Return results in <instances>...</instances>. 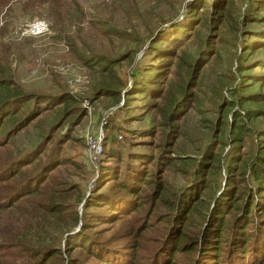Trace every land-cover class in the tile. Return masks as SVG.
<instances>
[{
	"label": "rangeland",
	"instance_id": "374dc122",
	"mask_svg": "<svg viewBox=\"0 0 264 264\" xmlns=\"http://www.w3.org/2000/svg\"><path fill=\"white\" fill-rule=\"evenodd\" d=\"M213 1L217 0H0V77L4 76L10 94L21 92L20 100L25 101L23 104L13 100L5 105L0 127L9 110L15 113L17 123L22 117L28 118V124L12 137L0 136V264H38L35 261V257L39 258L38 250L62 247V237L89 230L98 234L97 242H106L117 249L114 264H126V255L130 258L127 264H152L166 243L177 240L178 246L181 241L189 242L186 238H192L196 232L195 221L201 215L200 207L194 208V197L185 196L181 200V191L185 194L191 188L189 179L194 172L193 165L185 161L200 155L208 160L211 153L219 150L213 141L218 131H211L213 117L217 115L215 110L221 95L226 96L224 89L236 83V76L240 74L238 67L234 68L237 57L242 61L249 57L240 55L252 41V33L247 29L264 31V23L240 25L235 21L246 16L247 9L246 19L264 9L255 12L252 2L247 5V0H225L222 13H213L208 25L190 21L195 24L194 29L200 27L199 37L186 34L184 39L190 36L188 40L171 39L169 42L173 43L167 47L170 52L164 45L161 50L164 56L159 53L157 59L153 46L160 34L167 38L184 32L176 31L177 26L182 18L192 19L189 13L196 2H200L198 12L208 14ZM35 19L45 20L47 32L27 33V24ZM91 19L99 21L87 24ZM223 19L225 24L221 22ZM109 24L117 31L104 37L102 31ZM246 35L248 41L242 40L241 36ZM77 36L84 40L88 51L75 41L73 45L66 42L68 37L75 40ZM206 38L210 42L207 63L203 62L195 81L199 94L194 91V102L198 105L190 108L180 105L185 110L179 119L165 118L164 96L174 97L186 86L187 71L191 68L185 62L177 66L176 57L184 51L188 54H195L198 49L204 51L202 43ZM261 51L252 49V54L256 56ZM83 53L99 54L98 58H105V64L107 59L115 62L112 72L103 80L116 91L101 94L95 90L101 74L95 72L93 61H88L87 67L80 60ZM170 61L169 67H162ZM148 64L152 65V73L146 77L156 76L165 68L170 73L160 99L137 93L140 89L127 91L133 87L130 71L146 69ZM113 78L121 84L116 85ZM126 92H130L128 99L124 98ZM61 98L72 99L70 104L79 108L74 106L60 116L59 111L65 104ZM50 135L49 146L46 136ZM227 148L228 145L223 147L221 155H226ZM47 150L50 153L43 164L46 159L43 152ZM128 155L139 157L137 165L141 170L137 169V173L148 174L147 183L140 185L139 198L134 199L137 202L129 211L120 208L117 194L111 195L119 210L114 215L108 209L103 210L107 205H103L100 195L117 192V184L124 183L130 164ZM49 162V171L44 173ZM15 169L33 173L32 181L36 183L22 185L9 197L2 180L9 179L8 172ZM225 171L222 163L220 172ZM119 172L122 175L112 180ZM247 172L246 167V175ZM3 173L7 175L2 176ZM219 181L213 194L221 192L223 177ZM113 182L114 188L110 189ZM40 185L46 186L41 194L23 195L25 190ZM67 186L68 193H61ZM48 193L60 197L63 203L62 209L54 214L45 197ZM80 195L79 202H75ZM87 198H98L101 206H94L90 211L84 209ZM198 198L204 200L202 193ZM73 212L80 218L85 217V226L81 227L80 222L72 226ZM175 231L178 234L173 238ZM180 233L185 236L180 237ZM178 247L180 251L173 252L172 261L163 264H183L189 258L185 248ZM74 252H86L85 245L82 248L70 245L67 252L61 251L60 263L53 264H64ZM263 260L264 255L255 264H264ZM243 264L252 262L245 258Z\"/></svg>",
	"mask_w": 264,
	"mask_h": 264
},
{
	"label": "trees",
	"instance_id": "16d2710c",
	"mask_svg": "<svg viewBox=\"0 0 264 264\" xmlns=\"http://www.w3.org/2000/svg\"><path fill=\"white\" fill-rule=\"evenodd\" d=\"M224 2L225 0L213 1V5L211 4L209 7L208 14L202 12L199 13L197 7H199L200 2H196L195 6L191 8L189 13V16L192 19L187 20L182 18L177 26L178 30L176 31H184L180 36L179 34L173 33L172 36L169 35L166 38V35L160 34L161 37L156 38V41L154 42L156 43V46H153V51L156 52V54H154L156 59L158 58L159 53L161 56H164L161 50L164 48V45L166 47L165 50H167V47H170L171 43H173L169 42L171 39L184 41L185 39L188 40L192 34L199 37L201 34L200 27H195L194 29L193 27L195 24H190V21H200L201 26L208 25L210 23L208 21L213 17V13H216L217 11H220L217 15L222 13L221 11H223ZM247 2V5L252 2V6H255V12L264 9V0H247ZM247 12L248 9L245 11L246 16L242 15L240 21H235V24L240 23V25H245L257 21L264 23V12L257 13L256 15L250 16L251 18L246 19L244 17H247ZM220 17L222 16L220 15ZM224 17L225 20L230 21L228 16ZM89 21L87 24H95L99 19H91ZM221 22L225 24L224 19ZM92 28L93 26L91 25V29ZM247 30L252 33V41L246 45L240 55L241 57H244L243 55H249V57L243 61L237 57V63H235L234 68L238 67L237 72L240 74L236 76L237 81L236 78L234 80L236 83L231 84L224 89L226 96L221 95V102L218 109L215 110L217 115H214L213 117L211 131L215 129L218 131L217 138L213 141L219 150L213 154L211 153L210 157L207 158L208 160H205L206 158L200 155L192 160L185 161L187 164L191 163V165H193L194 172L191 173V178L189 179V182L190 180L192 182L190 184L191 188L185 194L181 191V200L185 196L188 198L194 197V208H201L198 210L201 216L195 221L197 230L192 235V238H186L189 239V242L186 243L181 241L178 245L185 248L184 253H186V257H189L183 262V264H243L245 258L251 260L252 264H255L258 263L264 255V122L262 121L264 118V31L257 33L256 29ZM103 31L102 33L104 37H109L115 33L117 29L109 24L108 27L103 29ZM106 33H108L109 36ZM186 34H189L190 36L184 39ZM247 36L248 35L241 36L242 40L248 41ZM74 41L81 49L87 48L88 51V47L84 40L79 36H77L75 40H72L70 37L66 39V42L71 45H73ZM165 43L169 45L166 46ZM209 46L210 42L208 38H206L202 43V47L205 48L204 51L203 49H198L195 54H188L184 51L180 53V56L176 57L175 62L178 64L177 66H181L180 62H185L188 65H191V68L187 71L188 82L186 86L174 97L164 96V109L166 110L165 118H170L173 121L179 119V117L183 115L182 112L185 110L179 108L180 105H188L189 108L198 105L194 102V91L199 94V88L197 87V84H195V81L201 71L200 68L202 67L203 62L206 60ZM252 49H262V51L259 55L254 56L252 54ZM167 51L170 52L169 48ZM89 56L90 54L83 53L79 57L80 60H84L83 62L85 63L93 61L96 66L95 72L101 74V81L97 82L98 85L95 90L101 94L102 92L109 93L112 90L116 91L114 86L106 84L103 80L105 75L112 72L111 67L115 65V62L111 63V61L107 59L108 64H105L103 63L105 58H98L99 54H91V56ZM206 63L207 60L204 65ZM171 64L172 62L170 61L168 64H163L162 67H169ZM89 65L90 64L87 63V67H89ZM243 66H246L245 69L242 68ZM165 69L156 76L152 74L149 78L146 77V75L152 73L151 64H148L146 69L133 68L130 71V75L132 76L131 80H133V87L127 91H130L131 89H140L137 93L144 94L149 98L158 97L160 99L164 92L162 87L170 74L168 68ZM4 81V76L0 77V90L2 93L0 96V118L7 103H10L13 100L15 103L16 100L18 103L25 104V101L20 100L21 95L19 94L21 92L17 94L13 91L14 93L10 94L11 90H7ZM115 82L116 85L121 84L118 79ZM147 86L150 89L144 88ZM129 95L130 92H126L124 98L128 99L130 97ZM61 101H64L65 104L62 105V108L59 111L60 116L70 109H74L75 107L79 108L70 104L72 99L61 98ZM10 107L11 105H9V108ZM14 115L15 113L10 112V110L9 112H5V119L2 120L3 122L0 127V136L3 134L2 138L7 135L12 137V135L21 127L28 124L27 116L20 118V122L17 123L15 122ZM67 122L68 121L65 123ZM146 130L149 131L150 129L148 128ZM51 137V135L46 136L49 146L51 144ZM225 145H228L227 153L226 155H221ZM206 152L209 154L208 149ZM49 153V150L43 152V154H46V159L43 164L46 163ZM159 158H161V156ZM223 160L224 162H222ZM53 161L56 162V159ZM127 161L130 162L127 166L128 174L124 179V183L117 184V192L100 195L102 197L101 201H103V205H107V208L103 210L108 209L114 215L119 213V210L111 195L117 194L120 208H122V210L128 209L129 211V209L135 205L134 203L137 202L134 199L139 198V196H137V191L139 190L140 185H145L147 183V178H145V176L148 174H143L141 176L140 173H137V169L141 170L137 165L139 163V157L128 155ZM51 162L45 165L46 168L44 173L49 171L47 168H49L48 166L51 165ZM222 163L223 166H225L226 171L221 173L220 169L222 168ZM41 165L42 164L39 166ZM246 167L248 169L247 175L245 173ZM8 173L9 179L3 178L2 182L4 183L3 186L6 193L9 192V197H11L15 190L22 185L27 184L31 186L33 183H36L32 181L33 173H25V171L20 169L10 170ZM6 175L7 173L2 174V176ZM121 175V172H119V174H115L111 179L113 180L115 177ZM221 177H223L224 181L221 192L213 194V189L215 190L219 187V180ZM132 178L133 180H131ZM21 179L23 180L20 181ZM41 186L43 185L37 186L36 188L33 187L34 190H25L23 195L27 196L37 192L41 194L40 191L46 187ZM109 186L110 189L114 188V182L110 183ZM66 189L67 190L65 191L61 189V193L67 194L69 191L68 186ZM199 193H202L204 200L198 198ZM133 195H136V198H134ZM45 197L46 199H49L48 207L54 211L53 214L58 209H62L60 205L63 203L62 201H59L60 197L51 196L49 193ZM80 199L81 195L75 199V202H79ZM184 200L187 202L185 198ZM94 206H101L98 198H94L93 200L87 198L83 208H87L90 211ZM103 217L108 216L105 215ZM84 220V216L80 218L75 212H73L72 226L76 225L78 222L82 223L81 227L85 226L87 222ZM173 225L175 230L177 226L176 221L173 222ZM176 234H178L177 231L173 233V238ZM179 235L180 237L185 236L184 233H180ZM98 238V234H96V232H91L90 230L87 233L81 232L74 236L66 235L60 239V242L63 243L62 247L52 249L48 247L41 248L38 250L39 258L35 257V261H39L38 264L60 263L59 261H61L62 258L61 251L65 250L67 252L70 245H75L80 248L85 245L86 252H82L81 254L74 252L71 257H67L64 264H114L117 257V249L106 242H97ZM178 246L177 240H172L168 244L166 243V246L160 250L157 261H154L152 264H163L164 262L172 261L173 252L180 251V247ZM186 248H189V250ZM11 254L13 255L15 253L11 252ZM89 255H91V258H89ZM128 261H130V258L126 255V264Z\"/></svg>",
	"mask_w": 264,
	"mask_h": 264
},
{
	"label": "built area",
	"instance_id": "2783aa9c",
	"mask_svg": "<svg viewBox=\"0 0 264 264\" xmlns=\"http://www.w3.org/2000/svg\"><path fill=\"white\" fill-rule=\"evenodd\" d=\"M48 30V24L43 19H35L26 26V31L30 35H40Z\"/></svg>",
	"mask_w": 264,
	"mask_h": 264
}]
</instances>
